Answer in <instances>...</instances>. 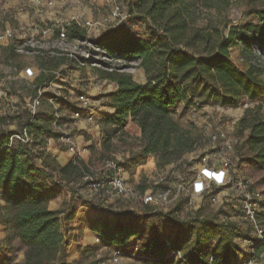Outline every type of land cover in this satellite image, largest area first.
Listing matches in <instances>:
<instances>
[{
  "label": "trees",
  "instance_id": "trees-1",
  "mask_svg": "<svg viewBox=\"0 0 264 264\" xmlns=\"http://www.w3.org/2000/svg\"><path fill=\"white\" fill-rule=\"evenodd\" d=\"M248 1L260 2L262 8L252 7L251 11L260 20L264 19V0ZM229 3L230 0H127L129 16L146 25V37L134 34L121 24L95 40L109 57L139 60L138 66L148 80L141 84L129 73L102 72L103 78L116 84V88L106 95L114 111L102 121L110 124L114 133L123 135L126 134L127 118L140 129V149L126 158L132 166L143 163L149 155L154 156L157 167L182 162L185 154L194 149L192 135L172 115V108L180 100L197 97L201 102L236 106L264 95L260 65L254 62L240 69L229 55V46L234 40L242 45L244 52L254 54V44L264 51L261 27L254 23L229 27V34L225 36L223 28L227 22L219 15L207 18L204 25L198 23L204 10L215 9L220 13ZM66 31L69 38L86 37L85 29L75 23L67 25ZM50 77L47 75L46 81ZM111 107L105 108L104 112L112 111ZM100 111L94 114L100 115ZM40 120V115L31 118L28 114L23 127L32 139L40 138L42 146L38 155L32 142L18 141L12 147L9 141L12 133L0 136V193L3 200L0 223L24 246L23 264H77L67 253L70 233L68 237L64 235L69 224L73 226L78 221L76 209L72 204L59 209L52 202L59 195H74L69 184L81 169L71 160L63 165L56 161L44 145L45 137L51 136L52 115L42 123ZM235 131L238 135L246 133L243 145L248 151L247 161L264 172V109L260 104L243 111L235 122ZM107 135L103 132L104 144ZM55 136H59L56 131ZM35 157L42 160L41 167L35 165ZM150 160H153L151 156L147 162ZM91 201L86 199L81 206L86 214L79 221L84 229L80 242L92 244L99 238L106 245L127 247L138 235V223L145 215L133 210H113L110 211L113 217L109 218L97 212L95 207L93 211L87 210L85 207ZM258 218L264 228V206ZM172 222L177 228L174 237L161 240L151 232L140 245L139 254L144 263L237 264L231 262L238 251L234 239L242 236V230L236 225L199 216L193 220L174 217ZM75 248L72 246L74 255ZM84 249L87 248L83 247L81 251ZM255 249L258 252L264 250V238ZM177 253L179 258L170 259L171 254ZM239 259H243L242 255Z\"/></svg>",
  "mask_w": 264,
  "mask_h": 264
},
{
  "label": "rangeland",
  "instance_id": "rangeland-1",
  "mask_svg": "<svg viewBox=\"0 0 264 264\" xmlns=\"http://www.w3.org/2000/svg\"><path fill=\"white\" fill-rule=\"evenodd\" d=\"M30 1L0 0V31L6 26L16 30L25 29L31 23L37 21L47 24L51 19L57 17L65 19L66 15L74 12L81 19H91L95 23L93 26L85 28L86 35L92 40L97 39L102 34L111 32L121 24L126 25L134 34L143 37L147 35L146 25L141 21L138 22L133 17H127L126 22L122 23L118 22V20L106 21L117 2L122 6V14H128L127 0H80L79 2H76V0H54L56 5L53 7H35L30 4ZM252 7L262 8L259 1L249 3L248 0H230L229 6L220 13L215 9L204 10V15L198 23L204 25L207 18L219 15L227 22L226 27L223 28L225 36L229 34V27H240L246 23L258 24L264 31V19L260 20L251 11ZM6 45L7 42L0 44V83L2 84V90L7 92V100H4L0 105V136L9 135L10 133L17 134L23 129L27 123L28 116L24 107L32 98L35 86L45 81L47 75H53L52 71H55L59 64L62 63L61 60L55 57L43 58L34 55H20L11 48L4 47ZM241 47L242 45L238 42L236 43V40L229 46V55L234 64L240 69H245L250 63L256 62L263 70L262 78L264 79V57H258L256 54L249 52L245 55ZM101 59V56L95 57V54H91L86 65L80 66L77 61H66V64H64L70 67L69 79L66 80V83L73 84L75 92H89L93 98V105L87 109V114L76 119L72 117V109L78 107L74 95L69 97V93L66 94L67 98L60 108L63 114L60 124L64 132L75 141L79 149H82V155L88 160L89 166L85 171H89L94 177H97L102 161L107 158H116L124 163L127 183L137 190L148 189L156 192L170 189L172 193H176L179 186L184 187V190L178 194L175 201L168 205H144L133 199H122L115 195L103 194V192H101L100 196L96 195L90 198L88 190L81 179L82 172L74 175L69 184V187L74 191V195L71 197L67 194L59 195L52 202L59 209L70 204L76 209L78 221H75V223L78 224L75 232L72 233V223H70L71 228L69 224L68 232H63L66 237H68L69 233L71 236V241L67 248L69 257L74 259L77 264H98L102 259L107 260L108 264H115L110 262L111 255L115 250H120L116 264H147L144 263L143 258L139 254L140 245L148 239L151 232H155L161 240L174 237L177 230L172 222L174 217L182 220H193L195 216L206 217L212 218L216 222H230L240 228L238 221L233 215L234 209L230 204L228 185L220 186L217 189L220 190V194L216 201H212L206 192L198 194L194 191V181L197 178L195 159H198L202 153H208V164L214 170H208L205 173L217 179V181L224 180L226 177L225 175L222 176L221 173L224 170H222L216 154L217 142L212 139L214 134L223 131L231 142V148L226 154L232 166L226 176L249 177L260 187L264 188V181L255 165L254 168H251V171H248V174L238 175L239 169L243 168L242 165L248 162V151L246 146L243 145L246 133L238 135L235 131V122L246 108L258 103L264 109V95L252 101L246 100L247 105L242 103L236 106H224V108H221L219 104L201 102V98L197 97L180 100L172 108V115L192 135L194 149H196L194 157H197L191 160L188 152L182 162L177 161L163 167H157L154 156L149 155L148 157L151 156L153 160L147 162V157L141 163L145 164L144 168L147 169V174L142 172L135 176L136 165L132 166L129 164L126 158L140 149L141 142L135 136H130L125 130V135L121 134V132L114 133L113 127L102 121L104 117L113 112H104L105 108L111 107L109 105L110 100L106 95L112 90V81L102 77V72L110 71L103 68L101 61H108L113 69L112 71L131 74L132 78L138 83L146 84L148 80L144 70L138 66L139 60L137 59L131 61ZM89 62L92 64H89ZM41 67L43 70L50 71H38ZM53 82L62 81L56 79ZM52 87L55 88L53 85ZM97 110H101L100 115L94 114ZM3 111L6 114H3ZM51 111V106L43 99L36 112L41 116V123L51 117ZM103 132L108 134L105 144L102 143ZM50 134L51 136L43 137H45L46 142L44 145L48 150H51V155L59 164L64 163L68 158L71 160V152L58 139V136H55V130L52 129ZM30 138L29 143L32 142L36 151L35 154L38 155V151L42 146L39 144L41 140L39 137ZM9 141L13 147L20 140L10 136ZM86 143L89 144L88 147H86ZM84 147H86V150H83ZM39 159V157L34 158L35 165L39 164ZM150 168L152 171L148 173ZM190 193L194 195L191 197ZM86 199L92 200L85 207L87 210L91 209L93 211L95 207L97 212L109 218L113 217L110 212L113 210H133L145 215L144 220L138 223V235L132 238L128 242L127 247L123 249L106 245L100 239L92 244L81 243L80 237L83 235L84 229L79 221L86 214V210L81 207ZM2 204L3 200L0 195V205ZM244 234L245 232L242 231V236L234 239L238 251L231 259V262L240 261L241 259L238 260V257L242 255L243 258L254 257L255 264H264V250L258 252L256 249H251L243 241ZM0 240V264H23L24 246L12 234L10 229L1 223ZM133 245L138 246V251L133 250L131 247ZM72 246L76 247L75 255L72 252ZM83 247L87 249L81 251ZM179 257L180 254L178 253L170 255V259L174 260Z\"/></svg>",
  "mask_w": 264,
  "mask_h": 264
},
{
  "label": "built area",
  "instance_id": "built-area-1",
  "mask_svg": "<svg viewBox=\"0 0 264 264\" xmlns=\"http://www.w3.org/2000/svg\"><path fill=\"white\" fill-rule=\"evenodd\" d=\"M80 0H76L79 2ZM119 1V0H118ZM32 6L53 7L56 5L54 0H31ZM116 3V2H115ZM65 12V11H64ZM65 19L54 18L47 24L37 21L31 23L25 29L16 30L10 26H6L0 31V44L7 42L14 52L20 55H34L43 58H65L67 61H77L80 66L86 65L89 61L91 54L95 57L101 56V60L120 61L119 58L109 57L105 48L97 45L95 40H92L88 35L84 39L69 38L66 26L70 23H75L81 28L91 27L95 23L91 19H81L77 13L66 15ZM129 14H122V6L117 2L110 16L106 21L118 20L120 23L126 22ZM252 51L258 57H264V51L260 50L257 44L252 46ZM103 68L112 71V67L108 61H101ZM89 64H92L89 62ZM68 65H61L53 75L41 85L35 86L34 93L29 102L24 107L27 114L32 118L37 113V108L45 99L47 104L52 108V129L59 133L60 139L68 151L71 152V161L77 165L82 172L81 179L88 190L90 198L101 194H111L122 199H133L144 205H168L177 199L178 194L184 190V187H177L176 193H172L170 189L161 191L151 190H137L131 187L126 181V172L121 161L116 158H107L102 161L101 167L98 170V176L94 177L89 171L85 169L89 166L88 160L82 155V149H79L74 140L68 136L60 121L63 117L61 104L65 102L66 93L52 87V82L56 79H61L64 70H69ZM7 92L2 90L0 83V105L7 100ZM70 97V95H69ZM75 100L78 107L72 109V117L78 118L86 115L87 109L93 105V98L89 92H75ZM243 105H247L246 102ZM224 108V106H220ZM3 114H6L3 111ZM16 137L24 143L30 141L29 134L26 128L21 129L17 134H12L11 138ZM213 141H216V154L218 155L220 166L224 170L225 179L216 181L212 176L207 175L205 172L214 170L210 167L208 153H202L198 159H195V167L197 169V178L194 181V191L198 194L208 193V197L212 201H216L220 194L217 190L220 186L228 185L229 200L232 208L234 209V218L238 221L240 229L245 232L243 241L246 242L251 249L259 245L264 238V228L260 224L258 213L264 206V188L260 187L249 177H232L226 176L232 166V163L227 156L226 152L231 148L230 139L223 131H219L212 136ZM86 147H88L86 145ZM84 147L83 150H86ZM88 149V148H87ZM196 149L189 152L190 159H194ZM84 169V170H83ZM1 195V193H0ZM194 194L190 193L192 197ZM134 251H138V246H131ZM1 251V240H0ZM120 255V250H115L111 255L110 262L117 263ZM254 257L243 258L237 264H255ZM106 260H100L98 264H108Z\"/></svg>",
  "mask_w": 264,
  "mask_h": 264
},
{
  "label": "crops",
  "instance_id": "crops-1",
  "mask_svg": "<svg viewBox=\"0 0 264 264\" xmlns=\"http://www.w3.org/2000/svg\"><path fill=\"white\" fill-rule=\"evenodd\" d=\"M4 47H8V48H11L12 49V47L10 45H6ZM243 53L245 55L248 54L246 51L243 52ZM58 59L62 61V63H60L59 66L66 64L65 63L67 61L66 59H64V58H58ZM38 71H46V72H49L50 70L49 71L48 70H43L42 67H41L40 69H38ZM68 79H69V70H64L63 75H62V78L59 79L62 82H53L52 85L55 86V88H58L59 90L65 92L66 94L69 93L68 96L69 95H74L75 94V91H76L75 90V86L73 84H67L66 83L67 82L66 80H68ZM44 82H46V80L43 81V82H41L40 85L43 84ZM111 83H112V90H113V89L116 88V84L114 82H111ZM111 108H112L111 109L112 111H110V112H113L114 111V108L113 107H111ZM124 130L130 136H135L138 139V141L140 142V136H141L140 129H139V127L130 118H127L126 123L124 125ZM86 145L88 146L89 144L86 143ZM49 152L52 154L51 150H49ZM68 161H70V158H68L64 163H60V164L63 165L65 163H67ZM144 165L145 164L136 165V167H135L136 175L135 176H138V174L139 173L141 174L142 172L144 174H147V171H146L147 169L144 168ZM36 166H40V167L42 166V160L41 159H39V164H36ZM242 166H243V168L241 167L239 169V172H238V175H240V176L241 175L248 174V171H251V168H254L255 167L254 164L252 162H249V161L247 163L243 164ZM151 171H152V169L150 168L149 171H148V173H150ZM258 172H259L260 176H262V174L264 173L262 170H260V171L258 170ZM221 173H222V176H224V171H221ZM77 224L78 223H74V225L72 227V233L75 232V229H76V225ZM98 240H99V238L95 242H97Z\"/></svg>",
  "mask_w": 264,
  "mask_h": 264
},
{
  "label": "bare ground",
  "instance_id": "bare-ground-1",
  "mask_svg": "<svg viewBox=\"0 0 264 264\" xmlns=\"http://www.w3.org/2000/svg\"><path fill=\"white\" fill-rule=\"evenodd\" d=\"M215 179V178H214ZM217 181V179H215ZM219 182V181H218Z\"/></svg>",
  "mask_w": 264,
  "mask_h": 264
}]
</instances>
